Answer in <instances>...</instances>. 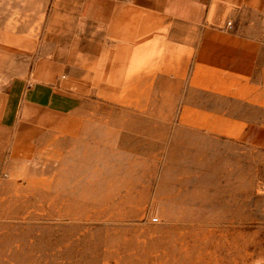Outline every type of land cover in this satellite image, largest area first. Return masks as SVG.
<instances>
[{
	"label": "rangeland",
	"instance_id": "obj_1",
	"mask_svg": "<svg viewBox=\"0 0 264 264\" xmlns=\"http://www.w3.org/2000/svg\"><path fill=\"white\" fill-rule=\"evenodd\" d=\"M80 1L0 0V84L62 79L68 50L103 41ZM192 34L162 21L143 64L148 40L128 41L109 85L54 118L63 143L0 162V264H264V93Z\"/></svg>",
	"mask_w": 264,
	"mask_h": 264
},
{
	"label": "crops",
	"instance_id": "obj_2",
	"mask_svg": "<svg viewBox=\"0 0 264 264\" xmlns=\"http://www.w3.org/2000/svg\"><path fill=\"white\" fill-rule=\"evenodd\" d=\"M79 13L86 22L96 25V34L100 33L88 39L103 41L68 50L62 79L45 82L31 78V74L0 84V162L25 161L35 155L39 146L55 148L63 143L69 130L54 118L78 113L88 88L109 85L114 66L124 64L123 55L128 56V41L148 40L130 50L128 63L143 64L141 60L133 61V56L151 46V34H158L152 41L162 39L165 20L189 25L194 34L191 39H200L201 28V39L209 41L205 49L208 64L215 62L221 50L223 70L237 75L239 87L264 93V0H81ZM220 38L221 49L216 44ZM107 40L116 42L108 44ZM143 55L151 57L155 53ZM255 128L256 134L261 129L264 136V123Z\"/></svg>",
	"mask_w": 264,
	"mask_h": 264
},
{
	"label": "built area",
	"instance_id": "obj_3",
	"mask_svg": "<svg viewBox=\"0 0 264 264\" xmlns=\"http://www.w3.org/2000/svg\"><path fill=\"white\" fill-rule=\"evenodd\" d=\"M230 25H231L230 23H227V24H226V26H228V27H229Z\"/></svg>",
	"mask_w": 264,
	"mask_h": 264
},
{
	"label": "bare ground",
	"instance_id": "obj_4",
	"mask_svg": "<svg viewBox=\"0 0 264 264\" xmlns=\"http://www.w3.org/2000/svg\"><path fill=\"white\" fill-rule=\"evenodd\" d=\"M30 172V171H29Z\"/></svg>",
	"mask_w": 264,
	"mask_h": 264
}]
</instances>
